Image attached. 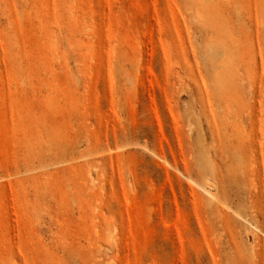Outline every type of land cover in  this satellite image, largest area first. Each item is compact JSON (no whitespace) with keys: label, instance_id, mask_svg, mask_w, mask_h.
<instances>
[{"label":"rangeland","instance_id":"374dc122","mask_svg":"<svg viewBox=\"0 0 264 264\" xmlns=\"http://www.w3.org/2000/svg\"><path fill=\"white\" fill-rule=\"evenodd\" d=\"M0 264H264V0H0Z\"/></svg>","mask_w":264,"mask_h":264},{"label":"bare ground","instance_id":"6f19581e","mask_svg":"<svg viewBox=\"0 0 264 264\" xmlns=\"http://www.w3.org/2000/svg\"><path fill=\"white\" fill-rule=\"evenodd\" d=\"M202 123H200L199 125H201ZM202 127V126H201ZM201 129H203V128H201ZM200 129V130H201ZM202 132V131H201ZM190 133H191V130H190ZM200 133V132H199ZM202 134H203V132H202ZM202 134H201V136L200 137H202ZM204 135V134H203ZM193 136V135H192ZM198 136H199V134H198ZM202 140V139H201ZM203 140H204V138H203ZM205 142V140L203 141V143ZM201 143V142H200ZM205 144V143H204ZM110 153V152H109ZM117 229V228H116ZM115 229V230H116ZM98 232V231H97ZM97 232H96V234H97ZM112 237V235L110 236V238ZM102 248V247H101Z\"/></svg>","mask_w":264,"mask_h":264}]
</instances>
